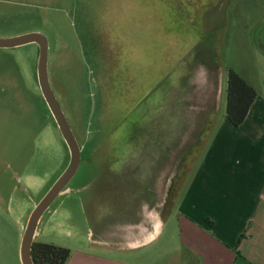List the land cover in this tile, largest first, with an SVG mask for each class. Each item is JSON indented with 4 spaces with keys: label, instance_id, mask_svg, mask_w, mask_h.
Returning a JSON list of instances; mask_svg holds the SVG:
<instances>
[{
    "label": "rangeland",
    "instance_id": "1",
    "mask_svg": "<svg viewBox=\"0 0 264 264\" xmlns=\"http://www.w3.org/2000/svg\"><path fill=\"white\" fill-rule=\"evenodd\" d=\"M34 32L47 38L51 86L82 149L64 236L82 231L85 247L115 231L123 210L112 209L130 201L132 180L158 192L167 168L178 188L215 140L225 150L211 157L227 152L229 68L264 99V0H0V39ZM38 59L36 44L0 49V264H23L28 219L70 162ZM56 236L36 242L67 241Z\"/></svg>",
    "mask_w": 264,
    "mask_h": 264
},
{
    "label": "crops",
    "instance_id": "2",
    "mask_svg": "<svg viewBox=\"0 0 264 264\" xmlns=\"http://www.w3.org/2000/svg\"><path fill=\"white\" fill-rule=\"evenodd\" d=\"M223 127L227 152L211 157L213 150H225L215 140L193 178L180 172L173 179L178 188L169 189L171 178L165 184L167 168L158 192L153 186L140 189L132 180L135 188L124 192L130 201L112 205V211L123 210L115 231L101 229L97 239L87 237V247L82 231L64 236L74 227L67 223L69 188L43 227L51 208L42 217L35 241L49 231L64 236L65 243H41L69 249L66 264H264V99L257 98L243 125Z\"/></svg>",
    "mask_w": 264,
    "mask_h": 264
},
{
    "label": "water",
    "instance_id": "3",
    "mask_svg": "<svg viewBox=\"0 0 264 264\" xmlns=\"http://www.w3.org/2000/svg\"><path fill=\"white\" fill-rule=\"evenodd\" d=\"M31 44H36L39 47V59L37 65L39 87L60 133L69 148L70 162L66 170L53 184L44 198L38 203L28 219L21 245V260L23 264H35L32 259V248L41 219L57 198L67 189L68 185L76 176L82 162L81 146L79 145L67 116L55 95L49 79V49L47 38L41 33L34 32L13 38L0 39V49H14Z\"/></svg>",
    "mask_w": 264,
    "mask_h": 264
},
{
    "label": "trees",
    "instance_id": "4",
    "mask_svg": "<svg viewBox=\"0 0 264 264\" xmlns=\"http://www.w3.org/2000/svg\"><path fill=\"white\" fill-rule=\"evenodd\" d=\"M258 98L256 89L235 70H227L226 118L230 125L240 127ZM71 256L67 248L34 242L32 259L35 264H66Z\"/></svg>",
    "mask_w": 264,
    "mask_h": 264
}]
</instances>
